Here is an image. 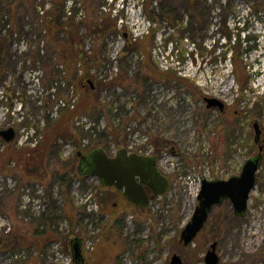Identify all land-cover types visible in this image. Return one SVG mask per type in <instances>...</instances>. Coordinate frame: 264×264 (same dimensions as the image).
Masks as SVG:
<instances>
[{
	"label": "rangeland",
	"instance_id": "rangeland-1",
	"mask_svg": "<svg viewBox=\"0 0 264 264\" xmlns=\"http://www.w3.org/2000/svg\"><path fill=\"white\" fill-rule=\"evenodd\" d=\"M172 1L170 23L156 0H0V33L14 27L17 63L0 75V129L16 130L13 141L0 139V264H62L53 246L68 255L77 234L86 264H170L174 254L205 264L214 242L219 264H264V158L246 214L236 216L225 201L188 247L180 244L201 178L238 175L260 153L253 124L264 130V0ZM38 6L61 22L73 19L84 52H98V62L89 61L94 83L102 84L94 93L83 70L69 73L58 57L55 41L68 37L48 35ZM81 7L85 17L77 20ZM126 37L134 45L127 47ZM206 98L225 109L207 108ZM59 118L65 132L39 161L34 148ZM99 145L110 156L121 148L156 156L169 179L166 192L140 208L94 176L72 171L63 187L57 168L72 160L77 168L76 151ZM24 152L29 160L20 158ZM193 178L188 193L185 181Z\"/></svg>",
	"mask_w": 264,
	"mask_h": 264
},
{
	"label": "water",
	"instance_id": "water-1",
	"mask_svg": "<svg viewBox=\"0 0 264 264\" xmlns=\"http://www.w3.org/2000/svg\"><path fill=\"white\" fill-rule=\"evenodd\" d=\"M208 108H218L223 111L225 104L217 98H206ZM255 130V143L261 141L262 129L259 122L253 124ZM16 137L14 127L0 129V139L6 143ZM260 153L246 160L241 172L228 179L202 178L198 195L199 204L191 218L181 232L180 242L184 245L191 244L202 231L214 208L229 201L236 216L242 217L248 210L251 193L258 183V172L263 160V147ZM79 159L77 171L80 176L90 175L100 179L105 187L115 186L122 190L128 202L140 208L146 207L155 197L166 192L169 179L157 168L156 156H143L136 153H128L121 148L116 156L107 154L103 148H95L87 153L77 151ZM147 188L152 191L150 197ZM2 239L0 238V243ZM217 242L211 244L205 255L206 264H219ZM73 259L76 264H85L83 254V240L74 237L70 240ZM171 264H184L178 254L171 258Z\"/></svg>",
	"mask_w": 264,
	"mask_h": 264
},
{
	"label": "trees",
	"instance_id": "trees-1",
	"mask_svg": "<svg viewBox=\"0 0 264 264\" xmlns=\"http://www.w3.org/2000/svg\"><path fill=\"white\" fill-rule=\"evenodd\" d=\"M148 3L152 2L153 0H147ZM157 3H159L160 8L161 6L165 8H161L163 9L161 12L160 17L167 21L172 23V21L176 20V15H174L173 12V2L172 0H156ZM57 3H59L57 1ZM61 5V3H59ZM197 4V0H191V7H194ZM10 12L12 10V7L9 5V9ZM155 11H153V15ZM54 10L53 11H47L44 15V17L42 18V20L45 23L48 35L51 37H54L56 34H59L61 32H64L68 39H67V43H65V41L62 40H57L55 41V48H56V52L58 57H61L62 60L65 61V66L66 69L69 71V73H72V71L75 70V68H77V71H79L80 69L83 70V75L81 76L84 82H86V87H87V91L90 93H94V90L98 89L99 87L102 86L101 83H99L98 81H96V83H94V77L92 75H90V65H89V61L92 62H98V52H95V55L93 56V53L90 55H88L87 51L84 52L83 50V38L80 35V31L78 29V25L77 23L74 22V20H70L68 22H61L60 19L55 15ZM194 21L196 24L200 23V15L199 14H194ZM47 17V18H46ZM44 18H46L44 20ZM10 22V21H9ZM192 25H194V23H192ZM3 26V25H2ZM101 26V25H100ZM4 27V26H3ZM11 27V26H10ZM193 30H195L193 28ZM15 31H14V27L13 29L8 33H6V35H1L0 33V75H3L4 73L10 71V70H15L17 69V63L14 60V57H12V52H11V42L9 41V39L11 40V37L14 35ZM16 34V33H15ZM134 45L133 41L130 39H128L126 37V46L130 47ZM88 70L87 72L84 71ZM82 72V71H81ZM80 78V77H79ZM93 85L96 87V89H94ZM76 107H74V109H67L68 111V118L70 116H72L75 111L77 109H75ZM78 112V111H76ZM74 116V115H73ZM66 118L63 117L62 120ZM68 118L65 119V121L68 120ZM72 118V117H71ZM61 118H59V120H57V122L52 126V128L50 129V131L47 133V136L45 137V139L43 140V142L40 144H37L36 147L34 148V151H37L39 153V161L40 160H44L45 156L50 153L53 149H55V145H56V141L59 137L62 136V133L65 132V129L63 128L64 125V121H62ZM65 127V126H64ZM64 129V130H63ZM104 134H102L101 136H103ZM76 140L72 139V138H68L67 142L69 143H74L75 147L79 148L80 145L76 144L75 142ZM99 146L96 147H91L89 149H87V152L91 151L92 149L98 148ZM78 151V150H77ZM76 151V152H77ZM75 155L77 156V154L75 153ZM20 158L22 160H27V155H25L24 153H21ZM34 159V158H33ZM29 160V159H28ZM75 161L72 160L69 163H67V165L57 168V176H58V180H60L61 184H63V187L69 183V179L68 178V174L71 173L73 171L75 176L81 177L78 174L77 168L75 167ZM31 165V163H29V166ZM34 167L38 168L37 164L33 165ZM3 172V170L0 167V174ZM50 217L46 216L45 214H42L41 218H40V222H45L44 224L48 223V219ZM56 219V218H55ZM51 222L53 223V219H50ZM119 223V222H118ZM74 218H72L71 221V227H74ZM40 232H44V231H40ZM77 237L82 238L80 235H76ZM83 239V238H82Z\"/></svg>",
	"mask_w": 264,
	"mask_h": 264
},
{
	"label": "built area",
	"instance_id": "built-area-1",
	"mask_svg": "<svg viewBox=\"0 0 264 264\" xmlns=\"http://www.w3.org/2000/svg\"><path fill=\"white\" fill-rule=\"evenodd\" d=\"M81 6V4H79ZM49 7H43V6H38L37 9H39V12L42 14V16L44 17L45 13H46V10L48 9ZM79 12L76 14V17L75 19L77 20H80L83 16L85 17V11L84 9L81 7L80 9H78ZM66 12L68 14V16H72L73 15V11L70 10V7H66ZM136 41V40H135ZM196 185V179L193 178V179H190L188 181H185V187H184V191L190 193V190L193 191L194 190V187ZM95 208V211H97V206L96 205H93L91 207V210H93ZM58 247L59 245L56 244L53 246V249L52 251L54 252V255H55V258L59 261L60 258L62 261V264H72V258L70 255H63L62 253H60V250H58Z\"/></svg>",
	"mask_w": 264,
	"mask_h": 264
},
{
	"label": "flooded vegetation",
	"instance_id": "flooded-vegetation-1",
	"mask_svg": "<svg viewBox=\"0 0 264 264\" xmlns=\"http://www.w3.org/2000/svg\"><path fill=\"white\" fill-rule=\"evenodd\" d=\"M225 104V103H224ZM225 107H226V104H225ZM208 108V107H207ZM215 109V108H214ZM225 109V108H224ZM259 144V148L262 146L263 147V151H264V130L262 131V135H261V141H260V143H258ZM93 150V149H92ZM119 150H117L116 151V154H117V152H118ZM116 154L114 155V156H116ZM110 156V155H109ZM114 156H112V157H114ZM79 160V159H78ZM79 162V161H78ZM78 165V164H77ZM157 168H158V170L162 173V174H164V175H166L165 173H163L162 171H161V169L158 167V164H157ZM259 178V177H258ZM111 191H116V192H119L120 194L122 193V195L124 196V193H123V191L122 190H118L115 186H110V187H108ZM147 192H148V194H149V196L151 197L152 196V191L149 189V188H147ZM134 205V204H133ZM136 206V205H135ZM207 224V223H206ZM206 226V225H205ZM204 226V227H205ZM204 229V228H203ZM202 229V230H203ZM201 233V232H200ZM199 233V234H200ZM198 234V235H199ZM180 244H182L184 247H188L189 245H184L183 243H181L180 242ZM218 246V245H217ZM71 248V247H70ZM83 254H84V250H83ZM85 255V254H84ZM181 257V256H180ZM204 260H205V258H204ZM91 260H89V262H88V264H91V262H90ZM182 261H183V259H182ZM183 263L185 264V262L183 261ZM85 264H86V259H85ZM170 264H171V262H170ZM206 264V263H205Z\"/></svg>",
	"mask_w": 264,
	"mask_h": 264
}]
</instances>
